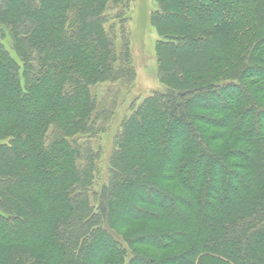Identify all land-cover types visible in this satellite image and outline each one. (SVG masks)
<instances>
[{
    "label": "trees",
    "instance_id": "obj_1",
    "mask_svg": "<svg viewBox=\"0 0 264 264\" xmlns=\"http://www.w3.org/2000/svg\"><path fill=\"white\" fill-rule=\"evenodd\" d=\"M134 2L0 0V264H264V0H153L101 182Z\"/></svg>",
    "mask_w": 264,
    "mask_h": 264
},
{
    "label": "rangeland",
    "instance_id": "obj_2",
    "mask_svg": "<svg viewBox=\"0 0 264 264\" xmlns=\"http://www.w3.org/2000/svg\"><path fill=\"white\" fill-rule=\"evenodd\" d=\"M154 9L153 0H135L131 9V52L137 73L136 81L134 86L123 95L111 126L96 142L95 147L101 152L98 164L102 178L101 182L107 177L114 138L118 133L122 121L130 116V106L133 102H142L154 92L160 91L163 88L158 81L156 69L155 43L157 36L150 23L151 14ZM176 139L177 136L174 137V140ZM152 197L154 198V196Z\"/></svg>",
    "mask_w": 264,
    "mask_h": 264
}]
</instances>
